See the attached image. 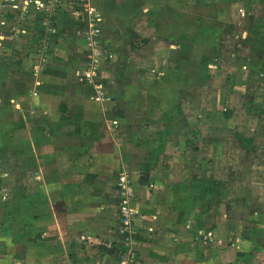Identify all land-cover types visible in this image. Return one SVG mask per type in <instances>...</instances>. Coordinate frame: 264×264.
Returning <instances> with one entry per match:
<instances>
[{"label":"crops","instance_id":"crops-1","mask_svg":"<svg viewBox=\"0 0 264 264\" xmlns=\"http://www.w3.org/2000/svg\"><path fill=\"white\" fill-rule=\"evenodd\" d=\"M263 1L95 0L102 102L72 59L86 45L27 61L0 34V264H264L232 212L241 195L253 221L264 205V155L248 153L264 145ZM121 175L148 194L138 211L160 212L135 226L161 260L119 252Z\"/></svg>","mask_w":264,"mask_h":264},{"label":"rangeland","instance_id":"rangeland-1","mask_svg":"<svg viewBox=\"0 0 264 264\" xmlns=\"http://www.w3.org/2000/svg\"><path fill=\"white\" fill-rule=\"evenodd\" d=\"M94 1L95 0H9V4L7 3V5L10 6H8L7 8V12L2 13V16H4L3 18L0 17L1 18L0 34L4 35L5 37L12 38L14 44L22 49L16 50V52H13L11 50V53L17 55L18 58L24 57L27 61H31V59H33V60H40L42 62H46V61L49 62L50 59L65 60V59H70L72 56H73L72 59L74 60L86 61L85 55L79 57L73 54L74 53L73 48L74 45L80 47L81 45L83 47L86 45L85 36L88 30L87 28L89 24L92 22V19L89 15L85 13L86 11L84 10L83 7L81 8V6L85 5V3H88V5L93 6L95 9L96 8L99 9L96 2L94 3ZM15 4H18V7H14ZM253 6L254 5L252 4L248 5L247 9L249 8L251 10ZM231 10H233V7H231ZM235 10H234L235 15L232 26L241 30L247 26V23L246 20L243 19L244 17L239 16ZM98 11H100V9ZM259 14L260 16L264 14V1L260 5ZM100 22L101 20L98 22V25L96 26L99 29V33L97 37L101 41L103 48H105L104 50L108 55V61H110L111 58L113 57V54L110 51L109 46H107L109 45V42L106 41V38L103 37V34L105 32V28H104L105 25ZM231 31L233 32L234 29H232ZM105 37L107 36L105 35ZM141 40L142 37L138 38L136 43H139ZM234 53H236V56L243 54V52L241 51H235ZM253 53H257L259 55L258 59H261L262 56H264L260 49L259 52L254 51ZM71 54L73 55L71 56ZM111 54L112 57L109 56ZM104 66L102 68H104L105 70ZM246 121L250 123L249 120ZM258 130L262 131V133L261 132L259 133L264 135V120L262 121V126H260V129L258 128L256 131ZM252 132L254 134V131ZM257 147L258 148L256 151L249 149L248 153H250L251 156L252 155L256 156V154L264 155V145H259ZM236 165L238 166V164ZM258 182H262L263 184L262 186L264 187V181H258ZM235 187H237V185ZM119 190L120 191H118L119 193L117 194L116 200L120 205L126 194H124L120 188ZM142 194L143 193L139 191L137 192V189L136 190L134 189V193H132V196L130 195L131 196L130 203H132V205L135 206H138L139 204H145L144 202H138V200L140 201L143 200L144 195L145 196L148 195V194H143V195ZM250 202L251 201H249L248 204V201L242 195L238 196L237 203L236 204L234 203L237 209L232 211L233 217L235 219L245 218L247 221H252V223L248 225L247 229H245L247 232L245 239L251 240L250 238L251 236L253 237L252 241H254V236L252 234H255L257 235V238L262 239V240L257 239L259 241L258 245L264 247V205L260 209L261 214L258 216L256 220L253 221L251 216L253 212L248 211ZM167 212L169 213L171 211L166 210V212L163 213V215H167ZM143 213L149 216H153L154 214H156L157 216L160 212L153 214L151 212H147V210L146 211L140 210L137 213L136 221H138L137 220L138 217L143 215ZM118 219H119V225H118V231H119L120 223H121L120 221L121 218L119 214H118ZM136 221L133 225L134 234H137L139 231L140 232L142 231L141 229L138 228V226H135ZM153 229L154 231H158L156 227H153ZM153 229L151 230L153 231ZM254 229L257 230L256 231L257 233L253 232ZM134 234H129L127 240L122 239L121 237L119 238V243L123 245L122 247H120L119 252L120 254L124 255L123 258H125L126 255L129 257L131 256L132 261L134 262L137 261L139 255H144V254L146 255L147 253H149L150 255L148 256L154 258V260H161L162 257H166V254H164V251L161 249L166 244H164L163 242L151 241V240L143 241V239L138 237V234L137 236H135ZM253 248L254 247H252L250 243H247L246 245L247 251L250 250L249 252H252ZM255 248L258 249V247Z\"/></svg>","mask_w":264,"mask_h":264},{"label":"built area","instance_id":"built-area-1","mask_svg":"<svg viewBox=\"0 0 264 264\" xmlns=\"http://www.w3.org/2000/svg\"><path fill=\"white\" fill-rule=\"evenodd\" d=\"M14 7H18V4H15ZM82 7L86 11L85 13L91 17L92 22L89 24L85 36L87 53L86 63L81 71V78L85 79V82H87L89 85L95 86L96 95L94 99L98 102H102L104 101L106 90L101 87L102 85L99 83V80L102 79L101 67L103 63L108 60V55L106 54L101 41L97 37L99 29L96 26L98 25V22L101 18L96 12V9L93 6L88 5V3H85V5H82L81 8ZM119 187L123 193L126 194V196H124L122 202L119 205L118 213L121 218V223L118 232L122 239L127 240L129 234H134L133 225L136 221L138 210L134 205H132V203H130V198L134 191L125 175L120 176Z\"/></svg>","mask_w":264,"mask_h":264}]
</instances>
